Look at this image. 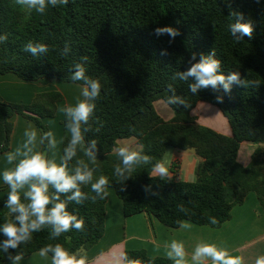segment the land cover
<instances>
[{
    "label": "trees",
    "instance_id": "16d2710c",
    "mask_svg": "<svg viewBox=\"0 0 264 264\" xmlns=\"http://www.w3.org/2000/svg\"><path fill=\"white\" fill-rule=\"evenodd\" d=\"M238 23L252 26L251 37L240 31L232 34L231 26ZM167 27L178 34L156 31ZM40 45L46 51L28 50ZM204 57L219 61L217 74L225 82L232 73L239 74V82L229 83L227 89L218 83L192 92L195 78L182 80L180 74ZM77 64L101 87L88 123L81 126L83 143L67 166L75 174L77 167L86 165L92 178L78 185L85 197L80 203L68 199L72 192L56 193L51 184L47 195L50 199L59 195L66 210L83 219V230L72 228L53 236L52 225L46 224L7 250L8 237L0 231V264L17 256L26 258L49 245H60L70 256L91 249L105 233L106 188L114 189L122 200L125 217L145 212L170 228L184 221L219 228L251 192L264 211V0H56L55 4L45 0L43 11L17 0H0V74L85 85L83 80L71 79ZM158 99L175 111L171 121L155 112L153 102ZM62 100V93L51 91L37 94L29 104L0 101V154L9 150L14 115L37 126L41 154H47L50 131L43 119L55 117ZM200 102L221 111L231 136L199 124L193 110ZM62 124L64 163L71 139L66 116ZM129 137L141 145L137 154L149 159L125 169L113 148L118 139ZM243 142L258 145L248 166L238 161ZM169 148L193 151L201 159L195 181L152 174ZM102 176L108 183L97 194L92 184ZM19 195L21 203H30L25 193ZM6 202L0 201V229L6 223L19 226L18 214ZM123 264L176 262L149 257L144 250H126Z\"/></svg>",
    "mask_w": 264,
    "mask_h": 264
},
{
    "label": "crops",
    "instance_id": "0c3cea01",
    "mask_svg": "<svg viewBox=\"0 0 264 264\" xmlns=\"http://www.w3.org/2000/svg\"><path fill=\"white\" fill-rule=\"evenodd\" d=\"M4 85L14 86L23 98L17 99L20 98L17 91L7 95L3 90ZM83 87L85 85L66 83L55 79L43 78L36 81H25L13 73L0 74V101H4L2 96L5 95L9 100H12L11 102L29 104L39 93L58 91L62 92L63 100L58 103L57 109L60 107L65 108L75 106L78 101L84 99L81 94ZM153 108L157 115L166 122L175 117V111L163 99L154 101ZM201 112L204 113L201 114ZM56 115L57 118H44L43 121L48 129H51L53 125L57 126L55 135L52 131L55 147L50 144L47 158L48 161L59 166L63 164L64 130L62 123L65 115L63 113L60 115L58 112ZM193 115L198 118L199 124L226 136L232 135L227 119L223 118L221 111L216 106L207 102H200L193 110ZM203 116H205V119ZM11 123L13 124L11 140L19 132L20 142H23L22 140H27L26 130L35 131L36 138L33 142V149H35V153H40L41 134L37 126L20 115H14L11 118ZM13 144H11L10 150H13ZM115 145L118 146L113 148L115 153L119 147H125L130 152L136 153L141 149V145L134 137L118 139ZM256 147L258 145L248 142L241 144L238 161L243 166H248L251 162ZM23 151L25 152V149ZM165 156L166 158L170 157V168L165 174L153 171V175L183 180V172L186 169L188 178L193 176L196 178L195 170L201 159L193 151H179L169 148ZM21 160L12 161L8 167L0 166V192L3 191L6 185L3 179L4 171L15 169ZM66 171L69 175H75L73 168L69 166L66 167ZM36 182V180H31L23 188H27L28 192L30 184ZM20 190L22 189H18V191ZM105 193L107 196L105 233L91 249L82 252L78 256L74 255L77 260L84 259V264H123L126 250H144L149 257H163L176 262L177 259H180L179 257L170 258L168 256L173 242L183 246L182 264H214L211 257L194 259L196 248L202 245H212L218 250L226 251L228 256L237 258L238 264H259L264 259V211L257 195L253 192L247 195L242 205L235 206L232 209L231 219L219 228L206 225L200 226L189 221H184L178 228H170L145 212L125 217L122 200L116 195L114 189L106 188ZM8 195L9 193L5 194L0 200L8 199ZM183 225H187V227ZM52 260V256L48 254L41 256L40 252H36L26 258L12 260L4 264H52Z\"/></svg>",
    "mask_w": 264,
    "mask_h": 264
},
{
    "label": "clouds",
    "instance_id": "9594fccd",
    "mask_svg": "<svg viewBox=\"0 0 264 264\" xmlns=\"http://www.w3.org/2000/svg\"><path fill=\"white\" fill-rule=\"evenodd\" d=\"M18 3L26 4L29 8L35 7L38 11H43L45 6V0H17ZM62 3H66L67 0H61ZM51 3L55 4L56 0H51ZM157 33L167 32L175 37L178 33L171 27L158 28ZM232 34L235 35L237 31H240L244 35L251 37L252 26L250 24H235L231 26ZM29 51L33 54L37 52L46 51L44 45L39 47L29 46ZM219 67V61L212 59L211 57H204L199 63L192 65V67L185 73L180 74L182 80H187L189 77L195 78V83L190 85L191 91L195 92L202 87L212 86L215 88L218 83L224 84L227 89L229 83L239 82V74L232 73L225 82L223 75L217 74ZM76 72L72 75L73 81L83 80L85 87L82 89L83 100L76 103L75 106H67L61 108L60 111L64 112L68 118V131L71 134V139L68 147L65 149L64 163L57 166L55 163L50 162L44 158L40 153L29 155L32 149L29 145L33 144L36 138L35 131H25L27 140L24 144L26 151L23 153L24 159H22L14 170H6L3 173V179L6 184L9 185L11 191L8 195L6 207L13 213H17L15 219L19 222V226L15 223H6L0 231H2L8 239L4 241V249L9 247L15 248L21 241H25L30 238V233L33 231H39L43 225H52L53 236H59L63 232H68L70 229L75 228L77 230H83V219H77L75 215L70 214L66 210V204L61 201L59 195L50 197L47 195L48 185L51 184L56 193H69L72 192L69 200H75L80 203L85 197L80 191L79 184L88 183L92 174L85 165L83 168L77 167L75 175H69L66 171L67 161L72 159L76 155V147L83 143V133L81 126L88 123L90 116L92 115L96 105L92 101L96 100L100 96V83L96 80L88 79L85 76V68L77 64ZM170 103H175V100H170ZM88 129H84L87 131ZM46 138H49V143L55 147V140L52 138V133H47ZM93 147L95 141H92ZM118 155L122 159L125 169H129L135 162L140 159L147 161L149 157L139 156L136 152H130L125 147H119L116 149ZM19 154V150H17ZM86 155H90V150H85ZM15 159V154L8 153L7 160L11 163ZM120 169H117L119 172ZM155 171L165 174L167 169L162 164L155 166ZM36 180V183L30 184L29 191L25 193V196L30 200L27 205L21 203L18 189L22 188L29 181ZM108 183L105 177H101L96 183L92 184V189L97 193L104 192V186ZM74 190V191H73ZM106 195V193H104ZM52 200L58 201L53 207L47 209L46 206L51 203ZM35 217V219H31ZM217 221L214 219L213 223ZM187 227V225H183ZM47 251L53 252L52 264H84V259L77 260L74 256H70L60 245L52 248L49 245L47 248L42 249L40 255L43 256ZM168 256L179 257L176 260V264H182L184 251L183 246L176 242L171 245V251L168 252ZM201 257H211L214 264H238L237 258L228 256L226 251L218 250L212 245H202L196 248L194 259H200ZM20 257L17 256L16 260ZM259 264H264V261H260Z\"/></svg>",
    "mask_w": 264,
    "mask_h": 264
},
{
    "label": "rangeland",
    "instance_id": "374dc122",
    "mask_svg": "<svg viewBox=\"0 0 264 264\" xmlns=\"http://www.w3.org/2000/svg\"><path fill=\"white\" fill-rule=\"evenodd\" d=\"M53 82H56V81H53ZM3 90H4V92H6V94L8 95V94H11V92H13V91H17V95H18V97H20V98H17V99H22L23 98V96H21V94H20V92L14 87V86H7V85H4L3 86ZM62 93V92H61ZM64 93V92H63ZM3 97V99H4V101L5 102H11L12 100H9L5 95H3L2 96ZM65 101V100H64ZM11 103H15V102H11ZM16 103H18V102H16ZM19 104H26V103H22V102H20ZM58 106V105H57ZM60 109H61V107L59 108V109H57V112H58V114H62L63 113V115H65V113L64 112H62V111H60ZM57 112H56V114H57ZM204 112H201V114H203ZM223 115V114H222ZM66 116V115H65ZM64 116V117H65ZM60 117V116H59ZM55 118H57V115H55ZM54 118V119H55ZM201 118H202V116H201ZM203 118L205 119V116H203ZM223 118H224V115H223ZM226 119V118H225ZM53 120V119H52ZM56 125H53L52 126V128L51 129H49V131H50V133H52L53 134V132H54V135L56 134ZM53 131V132H52ZM17 132V131H16ZM20 134H19V132H17L16 133V136L14 137V139L12 138V140H11V138H10V145H9V150L7 151V152H4V153H2V154H0V166H6V167H8V166H10L11 164L8 162V160H7V154L8 153H13V154H15V159L13 160L14 162L16 161H19V159H24L25 157H24V155H23V153H24V144H25V142H26V140H22L23 142H20V136H19ZM14 143V144H13ZM11 144H13V146H14V148H13V150H10V147H11ZM35 144V143H34ZM32 145V146H31ZM31 145H29V147L32 149V151L29 153V155H32V154H35V149H33V144H31ZM12 146V147H13ZM116 147H118L117 145H115ZM172 149V148H171ZM17 150H19V154H17ZM25 151H26V149H25ZM170 152H172V151H170ZM54 153V152H53ZM40 154H41V152H40ZM42 155L44 156V158L46 159V160H48V153L46 154V153H42ZM167 156H169V155H167ZM167 170L170 168V164H171V160H170V157H167L166 158V156L164 157V159H163V161H162V163H161ZM191 168V167H190ZM14 170V169H13ZM154 172H157V171H155V169H154ZM195 176H193V177H191V178H188L187 176H186V169H185V171L183 172V177H182V179L184 180V181H195V178H194ZM6 186H8V184H6L5 185V187H4V189H3V191L2 192H0V198L1 197H3L5 194H8V193H10V191H11V189H9L10 187H7L6 188ZM20 189H22V190H20V191H18V194H23V193H27V188H20ZM27 189V190H26ZM5 200V199H4ZM1 201V200H0Z\"/></svg>",
    "mask_w": 264,
    "mask_h": 264
}]
</instances>
